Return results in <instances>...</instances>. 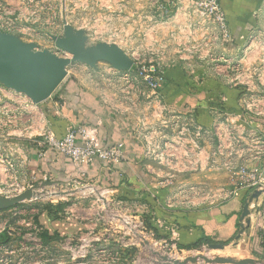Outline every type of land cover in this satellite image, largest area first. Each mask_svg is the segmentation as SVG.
<instances>
[{
  "label": "crops",
  "instance_id": "1",
  "mask_svg": "<svg viewBox=\"0 0 264 264\" xmlns=\"http://www.w3.org/2000/svg\"><path fill=\"white\" fill-rule=\"evenodd\" d=\"M219 2L235 40L230 46L232 50L235 43H244L248 35L264 31V0ZM130 25L135 28L132 21ZM202 73L201 69L190 71L186 64L167 67L163 72L165 79L161 88L167 108L182 117H189L206 129H211L219 119L228 124L230 119H234L237 126L247 128L251 117L244 114L240 107L244 89ZM230 102L236 104L239 110L229 111L219 107ZM127 108L124 102L104 98L85 80L67 76L48 99L29 107V111H32L29 121L33 129L40 130L39 135L51 131L61 137L72 125L94 126L102 146L123 143L125 159L112 166H107L101 159H95L88 165H78L70 157L48 146L44 147L45 152L41 155L42 147L37 140L40 137L37 136L34 140L26 141L23 146L27 178L33 184L44 181L57 184L94 181L107 187L115 197L130 202L138 212L150 215L162 237L170 236L171 229L176 227L178 244L182 246L180 249L188 250L187 247H193L204 239L221 244V241L233 238L224 246L223 251L263 262L264 243L260 238L262 212L259 208H251L250 226L237 239L242 223L241 214L247 200L245 197L251 195V190L243 187L227 199L213 204L203 203L204 199L221 196L224 190H228V178L200 177L204 174L218 176L216 167L222 166L209 163V152L198 154L197 146L189 138L182 145H174L179 154L173 163L147 158L144 146L136 134L138 120ZM254 119L255 124L252 126L262 131L264 117ZM256 119L260 121L256 122ZM76 142L83 144L81 136L77 137ZM213 146V142L208 141L203 145V149H206L203 151L212 150ZM202 163L205 169H198V165L202 168ZM251 164L260 165L258 161ZM146 196L154 204L145 201ZM61 215V211L59 217L47 213L46 221L38 222L31 217L17 218L15 207L0 211V264H4V258L8 259L9 264H30L34 258L31 248L35 243L36 246H40L41 242L46 248L53 247L64 238L84 231L86 225L70 222L69 218L66 221ZM46 232L57 235L59 239L47 241Z\"/></svg>",
  "mask_w": 264,
  "mask_h": 264
},
{
  "label": "rangeland",
  "instance_id": "2",
  "mask_svg": "<svg viewBox=\"0 0 264 264\" xmlns=\"http://www.w3.org/2000/svg\"><path fill=\"white\" fill-rule=\"evenodd\" d=\"M175 12L173 4L169 5L165 0H0V29L16 35L22 42L34 44L36 50H51L59 56L72 57L56 40V37L65 35V27L69 26L73 32H84L87 46L100 43L116 44L134 60L135 66L155 64L164 72L170 66L195 62L193 71L201 69L204 76L213 75L230 85H241L237 79L238 64L244 60L245 69L251 68L254 63L253 53L248 51L242 57L238 48L232 50L228 46L223 47L217 55V59L219 57V61L223 62L221 67L214 69V66H207V58L203 52L204 38L198 39L200 44L197 45V53H194L195 38L193 40L188 36V32L184 31L180 36L173 34L172 31L176 28L172 25L171 16ZM131 21L135 28L131 27ZM223 50L225 51L222 52ZM248 73L253 75L250 69ZM68 77L85 80L107 100L117 99L120 103L124 102L128 111L133 113L142 125L143 132L148 135L150 133L153 141H162L165 136L166 140L170 139L173 137L174 128L180 131L183 127L189 128L191 137L195 136L196 140L201 142H218L221 139V135L215 131L193 134L196 129L189 117H180L178 122V116L161 111L135 68L116 69L106 60H97L95 65L74 61L68 65ZM2 85L0 84V164L7 165L8 170L0 172V196H12L33 185L26 176L22 153L24 143L37 137L40 130L31 127L29 118L32 111L22 110L18 96ZM250 89H254L252 84ZM245 131L246 141L252 145L250 132ZM233 134L236 135L235 132ZM184 135L179 136L184 138ZM246 151L248 150L244 153L229 151V167L219 168L216 165L218 176H200L203 179H229L228 190H224L221 196L204 199L203 203L213 204L227 199L232 195V189L240 184L264 182V166L251 164L256 161L253 158L247 160L250 156L246 154H255V150H249L248 153ZM201 152L213 154V150ZM204 165L202 163V168L198 165V169H205ZM242 174L245 178H242ZM37 193V197L14 206L17 218L31 217L37 221H46L45 208L60 205L59 211L66 221L69 218L70 222H79L84 226L94 227L98 232L110 233L109 240L102 244L109 243L108 250L111 252L125 254V264H169L155 254L176 255L183 259L197 251L200 254L210 253L212 258H243L222 249H210L207 244L201 249L179 252L177 248L166 245L159 238L155 242V236H150L149 245L140 243L135 236L127 234L129 226L126 223L128 219L140 220L142 217L139 210L125 199L123 201L115 197L107 187L94 181L53 183L39 186ZM93 261L95 263L92 264H107L106 258L99 251ZM200 264L212 263L202 260Z\"/></svg>",
  "mask_w": 264,
  "mask_h": 264
},
{
  "label": "built area",
  "instance_id": "3",
  "mask_svg": "<svg viewBox=\"0 0 264 264\" xmlns=\"http://www.w3.org/2000/svg\"><path fill=\"white\" fill-rule=\"evenodd\" d=\"M165 1L169 5L173 4L174 10L176 11L175 14L171 16L173 19L172 25L176 28L172 31L173 34L180 36V33L184 31V33L188 32L190 38L193 40L196 39L194 53H197L198 51L197 45L200 44L198 43V39L203 40L204 38L203 52L204 57L207 58V66H214V69L220 68L223 62L219 61V57L217 59L218 53L221 52L223 47L232 46L235 40L227 25L226 15L219 0ZM167 9L168 8H166V10ZM233 46L241 50L242 57H244V53H248V51L253 53L254 56V63L251 68L247 67V69H245L244 60H241L240 64H238L237 79L238 81L240 80L239 82L241 85H236L244 89L240 97V107L244 114L251 117V119L249 118L248 120L249 126L244 128L242 126H237L235 121H230V124H228L223 122L222 119H219L211 129H206L192 121L195 125L194 129H196L193 134L200 132L213 133L215 131L221 135V139L218 142L211 141L214 146L212 149L213 154L211 153L207 156V159L210 160V162L208 161L209 163L214 162L217 165L227 168L229 167L227 163V155L229 151L244 153L247 149L248 151H246V153L250 152L249 150H255V154L251 152L250 158L247 160L253 158L258 161L260 165L264 166V130L259 131V129L257 130L252 126L255 124L254 118L264 117V31H256L254 34L248 35L244 40V43L241 45H236L235 43ZM187 64V67L191 70L194 69L196 65L195 62H188ZM132 68H135L138 76L145 81L150 93L153 95L154 102H157L156 104L159 106V109L161 111L171 112L174 116H178L177 121L179 122L180 117L182 116L179 113L170 111L163 101L161 88L165 78L163 71L159 69L158 65L149 64L135 66L134 63ZM248 69L252 71V76L249 75ZM0 84L2 85V83ZM251 84L254 88L253 90L250 89ZM2 87L14 91L15 96H18V101L22 110H27L29 107L37 105L26 95L7 88L5 85H2ZM245 130H249L248 132H250V137L253 142L252 145L248 144L246 141L247 138L244 136V133L246 132ZM233 132H235L236 135H234ZM136 134L144 146L145 156L158 162L163 161L173 163V159L176 160L179 154V151H177L174 145H182V142L187 138L193 141L194 145L197 146L198 154L204 150L203 144L206 143L196 140L195 136L191 137V132L187 127H183L180 131L177 128H174L173 137H170V139L167 138L166 140L165 136L162 141H153L150 133L149 135L145 134L142 125L138 122ZM180 134H185V137H180ZM78 136H81L83 144H78L76 142ZM38 137H40L37 139L38 144L42 147L40 152L41 155L45 152L44 147L48 146L70 157L78 165H88L93 163L95 159H101L107 166H112L125 159L123 143H116L108 147L102 146L97 128L94 126L72 125L61 137L56 136L51 131H45L41 135H38ZM34 139L36 138H33V140ZM1 161L3 160L1 159ZM7 170V165L0 164V172L4 173ZM242 178H245V175L242 174ZM243 187L249 188L251 194L255 189L262 190L260 196L252 201L251 208H259L262 212V224L260 227L262 233L260 238L264 243V182L240 184L238 187L232 189V195ZM134 219L135 220L128 219V222L130 223H127L129 226V232H127V234L135 236L140 243L149 245L151 244L150 236H155V242H157V239L159 238L161 241L165 242L166 245H170L172 248H177L179 252L187 251L180 249L178 246L176 227L171 229L172 232L170 236L157 237L155 232L147 226L143 218H140V220L137 218ZM110 236V233L98 232L94 227L86 225L82 233L64 238L57 246H49L46 248L41 242L39 244L40 246H36V243H33L34 245L31 250L34 254V258L30 264H89L90 262L92 264L95 263V261L92 262V260L93 258L96 259L97 251L106 258L105 262L107 264H125V261L127 260L125 254L119 253L118 251L111 252L108 250L109 243L102 244V242H107ZM27 242L32 243L31 241ZM24 245L27 246V244ZM201 247L195 249H201ZM53 250L57 252L54 253ZM189 250L192 249H188V251ZM166 255L169 256L168 254ZM169 257L178 259L176 255H170ZM2 261L4 264H9L7 258H4ZM17 264L24 263L18 262ZM128 264L135 263L130 262ZM260 264H264V261Z\"/></svg>",
  "mask_w": 264,
  "mask_h": 264
},
{
  "label": "water",
  "instance_id": "4",
  "mask_svg": "<svg viewBox=\"0 0 264 264\" xmlns=\"http://www.w3.org/2000/svg\"><path fill=\"white\" fill-rule=\"evenodd\" d=\"M86 39L83 31L73 32L69 26H66L65 35L56 37V40L72 57H62L51 50H36L34 44L22 42L16 35L0 29V82L39 104L48 99L65 80L68 76V65L74 61L95 65L97 60H106L116 69H131L134 66V60L116 44L100 43L87 46ZM53 183V181L35 183L21 193L0 196V211L37 197L39 186ZM261 193L262 190L255 189L246 200L237 239L250 226L251 203ZM208 246L210 249L224 248V245L219 243ZM162 260L169 264H198L199 260L212 264H260L262 262L251 257L237 259L232 256H215L212 258L205 254L188 255L183 259H171L163 255Z\"/></svg>",
  "mask_w": 264,
  "mask_h": 264
},
{
  "label": "trees",
  "instance_id": "5",
  "mask_svg": "<svg viewBox=\"0 0 264 264\" xmlns=\"http://www.w3.org/2000/svg\"><path fill=\"white\" fill-rule=\"evenodd\" d=\"M239 95H240V91H239V93L237 92V97ZM219 107L222 108V109H225V110H229V111H238L239 110L238 106L236 104L231 103V102L229 104H226V105L225 104L224 105H220ZM259 121H260L259 119H256V122H259ZM262 126H263V130H264V122H262ZM248 190H250V189L248 188ZM247 196L245 197V199H248ZM144 200L147 201L150 204H154V202H152V200L148 196L144 197ZM59 210H60V205L47 206L45 208L46 213H48V214L49 213L50 214L53 213L56 217H59ZM141 217L144 218L147 226L151 230H153L155 232L157 237H162V235L160 233H158L157 227L151 221L152 217L150 215H147L146 213H141ZM38 222H39V220H38ZM45 237L47 238V241L59 239V237L57 235H50L47 232L45 233ZM232 239H230L228 241H221L220 243L223 244L224 246H226V245H228L231 242ZM210 243H213L210 239H204V240H201L197 245H194L193 247H187V249H189V248H193V249L199 248L202 244H210ZM178 246H179V248H182L181 245L178 244Z\"/></svg>",
  "mask_w": 264,
  "mask_h": 264
},
{
  "label": "bare ground",
  "instance_id": "6",
  "mask_svg": "<svg viewBox=\"0 0 264 264\" xmlns=\"http://www.w3.org/2000/svg\"><path fill=\"white\" fill-rule=\"evenodd\" d=\"M115 216H116V215H115ZM116 217H117V216H116ZM126 223H130V222L126 221ZM150 249L153 250V248H151V247H150ZM153 251H154V250H153ZM154 252H155V251H154ZM199 254H200V252L197 251V252H195V254H193V255H199ZM155 255H156L158 258L162 259V256H163L162 254L159 253V254H155ZM205 255H207L208 257H213V256H210V253L205 254ZM169 256H170V255H169ZM171 259H172V257H171ZM178 259H179V258H178ZM201 261H202V260H199L198 264H200ZM203 261H204V260H203Z\"/></svg>",
  "mask_w": 264,
  "mask_h": 264
}]
</instances>
